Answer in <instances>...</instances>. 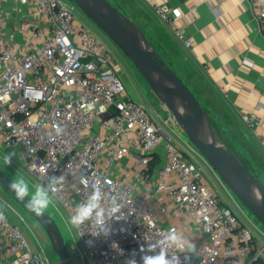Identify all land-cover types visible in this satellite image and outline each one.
<instances>
[{"label": "built area", "instance_id": "1", "mask_svg": "<svg viewBox=\"0 0 264 264\" xmlns=\"http://www.w3.org/2000/svg\"><path fill=\"white\" fill-rule=\"evenodd\" d=\"M251 2L264 34V0ZM155 8L191 48L172 7L157 0ZM79 10L74 0H0V149L23 155L25 171L39 183L63 176L53 195L67 219L91 192L82 176L99 182L105 208L111 196L119 197L124 217L109 220L108 236H93L91 222L74 229L88 264H125L133 252L141 264L142 245L178 232L173 217L205 235L190 261L170 249L174 264H264V231L248 216L253 226L245 224L221 197L208 174L242 211L206 157L179 135L166 105V115L155 118L142 101L125 96L122 65L101 36L77 23ZM261 112L241 113L252 130ZM257 134L264 149V135ZM5 203L0 264H50L33 252L9 211L19 221L23 216Z\"/></svg>", "mask_w": 264, "mask_h": 264}, {"label": "crops", "instance_id": "2", "mask_svg": "<svg viewBox=\"0 0 264 264\" xmlns=\"http://www.w3.org/2000/svg\"><path fill=\"white\" fill-rule=\"evenodd\" d=\"M110 1L139 25L211 117L218 115L227 121L222 126L228 134L238 136L235 142L248 159L243 160L264 180V149L257 134L264 135V34L251 0H162L172 7L181 28L193 39L191 48L185 47L160 20L155 8L157 0ZM192 5L196 10L190 11ZM128 82L125 76V96L142 101L136 91L138 87L142 90L140 84L130 87ZM257 107H261L262 118L255 131L241 113H250ZM149 111L159 118L154 108ZM2 200L7 201L1 194ZM170 223L177 226L179 233L189 225L178 217ZM191 227L195 236L187 240L200 245L205 235L199 227Z\"/></svg>", "mask_w": 264, "mask_h": 264}, {"label": "water", "instance_id": "3", "mask_svg": "<svg viewBox=\"0 0 264 264\" xmlns=\"http://www.w3.org/2000/svg\"><path fill=\"white\" fill-rule=\"evenodd\" d=\"M74 2L132 61L149 88L171 110L189 140L206 157L234 195L264 225V183L225 144L209 112L145 32L110 0ZM11 180L0 168V184L15 198L14 193L8 189ZM32 215L44 228L58 257V264H74L61 227L53 215L49 211L42 217Z\"/></svg>", "mask_w": 264, "mask_h": 264}, {"label": "rangeland", "instance_id": "4", "mask_svg": "<svg viewBox=\"0 0 264 264\" xmlns=\"http://www.w3.org/2000/svg\"><path fill=\"white\" fill-rule=\"evenodd\" d=\"M78 24H85L92 28V30L101 36L110 46L113 51L115 61L120 63L123 67V73L124 78L126 76L127 80L129 81L130 87L133 85H137V83L140 84V87L142 90L139 89V87L136 89L137 93L141 95V100L144 103V105L150 110L151 107L154 108L157 112H159L161 115L165 116L166 112L162 108V103L157 97V95L149 89V85L146 82V80L142 77V75L138 72V70L133 65L132 61L121 51V49L117 46L111 45L108 37L100 30V28L89 18L85 15V13L80 9L78 12ZM154 44V43H153ZM155 45V44H154ZM137 82V83H136ZM134 83V84H133ZM212 122L216 124L218 127V130L222 137L224 138V142L227 146H230L233 148L235 152H238L241 159H244L248 161L246 157H243L242 154L245 155V151L238 148L239 144H236L235 138L239 139L237 135H230L225 130V127H223V118H218V115L216 117L211 118ZM177 131L179 132V135L181 137H184L185 139L189 140L185 132L182 130L180 125L177 127ZM177 136V135H176ZM179 142L181 141L180 138H178ZM190 141V140H189ZM10 152L6 149H0V157H2L5 153ZM2 170H4L12 179L17 174H22L25 177L29 178L32 182H37L36 177L31 176L28 174L24 169V157L23 155H17L13 159L11 165L2 167L0 166ZM208 178H210V182L215 186V188L219 191V194L222 198H224L225 202L229 204V206L237 212L241 218V220L247 224L253 226V224L249 221L251 219L258 227H260L264 231V225L257 220V218L249 211V209L237 198L236 200L238 204L240 205L242 211L237 207L235 202L231 199V197L228 196L226 191L222 188L220 183L214 179L212 176L208 174ZM213 178V179H212ZM258 178L264 183V180L258 176ZM2 194V197L5 198L7 203H9L16 211H18L23 216V221H19L18 217L13 213L12 210L9 211L10 216L13 220H16L25 236L26 239L33 250L34 253H40L44 256L45 259H47L50 264H58L57 262V255L54 252L50 240L42 227V225L33 217V215L27 211L26 207L21 205L19 202L14 199L13 195L11 193H8L1 185H0V195ZM55 199V206L49 209V212H51L57 221L59 222V225L61 227V230L64 235V239L66 241V245L70 253L73 255L72 262L74 264H88L87 260L82 258L78 254V246H79V240L76 236V233L74 229H71L70 226L67 224V220L65 221L64 217H66L61 209V206L59 202ZM3 201V200H2ZM62 214H60V211ZM244 212V213H243ZM245 214V215H244ZM248 216L249 219L246 217ZM67 219V218H66ZM185 239H193L195 236V232L193 227L191 225H188L186 228H183V231L181 233Z\"/></svg>", "mask_w": 264, "mask_h": 264}, {"label": "clouds", "instance_id": "5", "mask_svg": "<svg viewBox=\"0 0 264 264\" xmlns=\"http://www.w3.org/2000/svg\"><path fill=\"white\" fill-rule=\"evenodd\" d=\"M58 131L60 130L58 129ZM15 157V152L5 153L0 157V166L11 165ZM63 180V176L51 175L45 184L32 182L24 175L17 174L9 182L8 189L14 193L16 200L25 205L28 212L36 217H42L46 211L55 206L53 194L57 190L58 185L63 183ZM81 183L85 188L91 187V192L84 202L76 206L74 213L68 217L67 224L71 229L79 230L83 225L91 222L96 228L94 232H91L93 236H108L111 232V222L109 223V220H120L122 219L121 217H124L119 197L111 196L108 201V207L105 208L103 206L105 193L99 182L90 184L88 178L82 176ZM6 208L7 204L4 201H0V221L5 219ZM88 243L92 244V241H88ZM170 249H176L179 250V253H184L185 261H190L191 257L197 252V246L193 241L185 239L179 232H169L165 233L158 241L148 243L146 247L143 245L140 247L139 252L142 254L140 262L141 264H174L169 254ZM135 257L136 252H133L131 258L127 259L125 264H138ZM176 259L180 262L179 257Z\"/></svg>", "mask_w": 264, "mask_h": 264}, {"label": "trees", "instance_id": "6", "mask_svg": "<svg viewBox=\"0 0 264 264\" xmlns=\"http://www.w3.org/2000/svg\"><path fill=\"white\" fill-rule=\"evenodd\" d=\"M115 6H117L118 8H120L118 5H116V4H114ZM121 9V8H120ZM122 10V9H121ZM123 11V10H122ZM124 12V11H123ZM157 48V47H156ZM158 49V48H157ZM159 51V50H158ZM160 52V51H159ZM161 53V52H160ZM162 54V53H161ZM163 55V54H162ZM163 57H164V55H163ZM165 58V57H164ZM166 59V58H165ZM167 62L171 65V63L167 60ZM171 67H172V65H171ZM173 68V67H172ZM173 70H175L174 68H173ZM176 71V70H175ZM177 72V71H176ZM183 78V77H182ZM191 88V87H190ZM197 97V96H196ZM198 98V97H197ZM200 103L203 105V103L200 101ZM203 107L208 111V109L203 105ZM209 112V111H208ZM210 114V113H209ZM211 116V115H210ZM212 118V117H211ZM212 120V119H211ZM213 125H214V127H215V129H216V131H217V133L219 134V136L223 139V141H225L224 140V138L222 137V135L220 134V132H219V130H218V127L216 126V124H214V122H213ZM229 148H230V146H228ZM231 149V151H233L236 155H238V153L237 152H235L232 148H230ZM239 156V155H238ZM240 157V156H239ZM243 160V159H242ZM158 160H156L155 162H157ZM243 162L245 163V165L253 172V174L258 178V175H257V173H255L252 169H251V167L249 166V165H247L246 164V162L243 160ZM259 179V178H258ZM260 180V179H259ZM1 185V184H0ZM3 188H5L4 186H3ZM6 189V188H5ZM7 190V189H6ZM18 201V200H17ZM19 202V201H18ZM20 203V202H19ZM21 204V203H20ZM22 205V204H21ZM24 206V205H23ZM25 207V206H24Z\"/></svg>", "mask_w": 264, "mask_h": 264}]
</instances>
